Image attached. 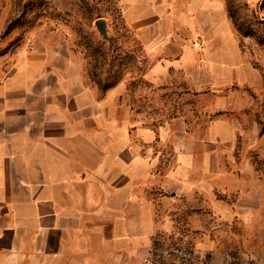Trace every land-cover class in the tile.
<instances>
[{"label": "crops", "instance_id": "obj_1", "mask_svg": "<svg viewBox=\"0 0 264 264\" xmlns=\"http://www.w3.org/2000/svg\"><path fill=\"white\" fill-rule=\"evenodd\" d=\"M219 13L203 33L176 13L185 34L159 22L140 31L150 92L209 93V116L182 101L186 111L151 119L148 94L141 107L127 82L102 95L69 51L10 56L0 80V264H146L153 237L175 231L183 197L213 190L221 150L245 133L230 114L234 87L263 83Z\"/></svg>", "mask_w": 264, "mask_h": 264}, {"label": "rangeland", "instance_id": "obj_2", "mask_svg": "<svg viewBox=\"0 0 264 264\" xmlns=\"http://www.w3.org/2000/svg\"><path fill=\"white\" fill-rule=\"evenodd\" d=\"M167 9L170 16L194 19L202 33L215 26L220 11L227 13L232 34L263 83L256 90L234 87L230 114L245 133L234 151L221 150L222 172L210 180L213 190L203 187L183 197L175 231L153 237L146 264H264V0H0V80L21 48L48 46L69 51L102 95L127 82V98L141 107L148 94L143 112L151 119L186 111L190 106H179L183 102L191 103L196 115L209 116L205 108L214 99L209 93L156 96L143 80L148 62L142 27L150 23L154 29L159 22L169 32L185 34Z\"/></svg>", "mask_w": 264, "mask_h": 264}, {"label": "water", "instance_id": "obj_3", "mask_svg": "<svg viewBox=\"0 0 264 264\" xmlns=\"http://www.w3.org/2000/svg\"><path fill=\"white\" fill-rule=\"evenodd\" d=\"M99 30L104 34V36H107V31H106V23L104 20H100L97 23Z\"/></svg>", "mask_w": 264, "mask_h": 264}]
</instances>
